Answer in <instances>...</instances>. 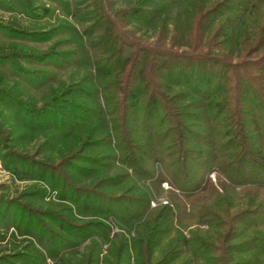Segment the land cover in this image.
Listing matches in <instances>:
<instances>
[{
	"label": "rangeland",
	"instance_id": "obj_1",
	"mask_svg": "<svg viewBox=\"0 0 264 264\" xmlns=\"http://www.w3.org/2000/svg\"><path fill=\"white\" fill-rule=\"evenodd\" d=\"M137 1L0 0V45L18 51L0 60V264H56L62 256L71 264H86L87 258L94 264H137L138 240L148 235L153 263L172 252L179 233L190 239L221 232L204 214L264 207V189L237 186L219 168L209 173L202 192L185 197L170 182L160 159L167 153L142 127V118L122 126L120 112L111 115L108 88L121 67L115 60L108 76L98 73L105 60L114 61L100 38L113 26L131 43L157 42L152 27L119 14ZM188 10L181 15L187 17ZM9 25L29 35L9 31ZM80 106L101 108L102 114L79 121ZM258 112L253 113L264 115ZM116 125L126 154L118 150ZM154 126L156 134L168 127Z\"/></svg>",
	"mask_w": 264,
	"mask_h": 264
},
{
	"label": "trees",
	"instance_id": "obj_2",
	"mask_svg": "<svg viewBox=\"0 0 264 264\" xmlns=\"http://www.w3.org/2000/svg\"><path fill=\"white\" fill-rule=\"evenodd\" d=\"M175 9L180 14L170 28ZM184 10H188L187 17L181 15ZM119 14L152 27L157 42L131 43L113 26L100 38L103 46L109 47L107 59L114 61L105 60L98 73L108 76V70L116 67L115 60L121 67L118 79L108 88L111 115L120 112L122 126L142 118V127L160 143L161 152L167 153L160 159L170 182L185 197L204 190L213 168H219L237 186L252 184L264 189V115L253 113L264 114V0H213L206 4L138 0ZM183 18L187 20L185 26ZM7 29L29 35L14 25ZM224 49L230 54L222 52ZM125 55H130L127 63L122 62ZM17 56L15 48L6 51L0 45V60ZM78 112L79 121L102 114L101 108L85 106ZM247 117L253 119L248 122ZM155 122L168 126L166 132L156 134L159 127ZM117 125L113 131L119 139L118 150L126 154L128 149L122 145ZM187 141L198 146L187 148ZM157 143L151 146L155 155L160 151ZM162 143L165 146L161 147ZM259 208L235 212L224 208L219 210L221 217L204 214L203 218L210 217L221 232L209 238L192 235L190 239L179 233L171 240L172 252L167 251L153 263L155 249L147 246L151 237H141L135 249L136 263L192 264L195 257L193 264H264V207ZM179 246L184 250L175 255ZM125 249L120 248L118 255ZM186 255L189 257L180 262ZM69 262L62 256L56 264ZM89 263L94 264V259L87 258Z\"/></svg>",
	"mask_w": 264,
	"mask_h": 264
}]
</instances>
